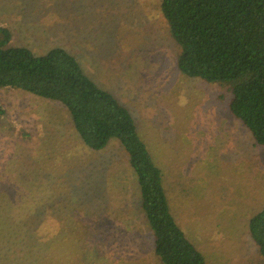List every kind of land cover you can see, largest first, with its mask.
Segmentation results:
<instances>
[{
    "label": "rangeland",
    "instance_id": "1",
    "mask_svg": "<svg viewBox=\"0 0 264 264\" xmlns=\"http://www.w3.org/2000/svg\"><path fill=\"white\" fill-rule=\"evenodd\" d=\"M0 24L13 46L37 55L66 48L131 112L171 212L207 264H264L248 227L264 207V146L231 114L225 85L179 71L161 0H0ZM0 101V264H161L141 230V193L122 144L89 149L55 101L4 87ZM21 159L48 176L49 189L23 198L18 174L2 173L5 164L23 170ZM8 196L26 210L31 197L39 215L58 208L57 237L22 240L28 222L4 223L15 211L2 209ZM93 201L103 204L88 214Z\"/></svg>",
    "mask_w": 264,
    "mask_h": 264
},
{
    "label": "trees",
    "instance_id": "2",
    "mask_svg": "<svg viewBox=\"0 0 264 264\" xmlns=\"http://www.w3.org/2000/svg\"><path fill=\"white\" fill-rule=\"evenodd\" d=\"M161 11L180 47L179 71L190 78L225 85L231 94V114L242 121L258 146H264V0H161ZM11 38L10 30L0 24V87L62 105L75 133L93 151H103L117 139L127 152L141 193V230L161 264H207L172 214L162 171L140 137L131 112L98 87L66 48L37 55L29 48L13 46ZM5 111L0 101V126ZM20 164L23 170L5 164L2 173L18 174L20 188L26 191L23 198L50 188L48 176L36 170L33 162L21 159ZM25 203L12 196L3 198V211L15 210L4 223L28 222L22 240L56 238L59 228L54 227L64 222L58 208H43L39 215L31 197L27 204L31 210L25 209ZM102 204L88 203V214L93 209L90 206ZM248 227L264 257V207L251 217Z\"/></svg>",
    "mask_w": 264,
    "mask_h": 264
}]
</instances>
